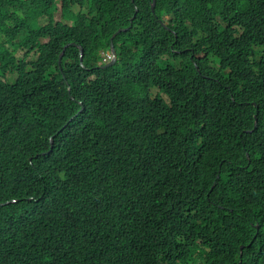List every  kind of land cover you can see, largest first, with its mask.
Instances as JSON below:
<instances>
[{"label": "trees", "instance_id": "trees-1", "mask_svg": "<svg viewBox=\"0 0 264 264\" xmlns=\"http://www.w3.org/2000/svg\"><path fill=\"white\" fill-rule=\"evenodd\" d=\"M151 4L0 0V264H264V0Z\"/></svg>", "mask_w": 264, "mask_h": 264}, {"label": "clouds", "instance_id": "clouds-1", "mask_svg": "<svg viewBox=\"0 0 264 264\" xmlns=\"http://www.w3.org/2000/svg\"><path fill=\"white\" fill-rule=\"evenodd\" d=\"M48 42H49L48 36H46V37H39L38 38V45H44V44H47ZM66 46H67V44L63 47L62 51L59 53V55H58V61H60V59H61V57L63 55L64 49L66 48ZM106 52H110V48H109V51H106ZM106 52H104V53H106ZM80 53H82V52L80 51ZM111 59H112V57H109V59H107V60L105 59L104 60V57L102 55V59L99 60L98 62L101 63L103 61L104 62L103 65H104V64H107ZM32 197L33 196H30L29 198H32ZM11 201H14V198H12ZM6 202H8V201H6ZM257 228H258V226L256 225V229ZM241 248H242V246H241Z\"/></svg>", "mask_w": 264, "mask_h": 264}, {"label": "rangeland", "instance_id": "rangeland-1", "mask_svg": "<svg viewBox=\"0 0 264 264\" xmlns=\"http://www.w3.org/2000/svg\"><path fill=\"white\" fill-rule=\"evenodd\" d=\"M56 17H60V11L56 13ZM35 25H39V24L36 23ZM25 57H26V59H32V58L36 59L32 52L31 53L30 52H26ZM103 57H104V60L105 59L107 60V59H109V57H112V54L110 52H106Z\"/></svg>", "mask_w": 264, "mask_h": 264}, {"label": "water", "instance_id": "water-1", "mask_svg": "<svg viewBox=\"0 0 264 264\" xmlns=\"http://www.w3.org/2000/svg\"><path fill=\"white\" fill-rule=\"evenodd\" d=\"M154 4H155V0H152V4H151L152 10L154 9ZM135 11H137V9H135ZM110 53L112 54V59L107 64H104L103 66L111 65L115 60V56H114L115 50H114V46L112 42L110 44Z\"/></svg>", "mask_w": 264, "mask_h": 264}]
</instances>
